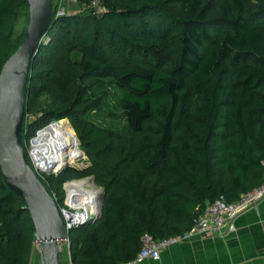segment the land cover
<instances>
[{
    "label": "trees",
    "instance_id": "obj_1",
    "mask_svg": "<svg viewBox=\"0 0 264 264\" xmlns=\"http://www.w3.org/2000/svg\"><path fill=\"white\" fill-rule=\"evenodd\" d=\"M214 1L56 6L31 66L23 138L71 118L91 166L39 176L60 208L54 177L92 175L104 189L100 216L69 231L71 264L131 260L144 233H185L209 203L264 181V0ZM23 12L29 21L27 0H0V72L27 31L16 38L2 27ZM105 85L120 91V114L96 128L90 117L103 110L90 89ZM34 245L25 202L0 171V264H31Z\"/></svg>",
    "mask_w": 264,
    "mask_h": 264
},
{
    "label": "water",
    "instance_id": "obj_2",
    "mask_svg": "<svg viewBox=\"0 0 264 264\" xmlns=\"http://www.w3.org/2000/svg\"><path fill=\"white\" fill-rule=\"evenodd\" d=\"M27 1L29 21L25 38L0 72V171L8 188L22 198L29 211L40 264H61L63 245L73 224L68 223L67 210L59 207L39 176V170H48L31 165L33 161L23 138L31 66L53 24L57 4L53 0ZM103 198L102 192L100 201ZM99 215L100 210L94 218Z\"/></svg>",
    "mask_w": 264,
    "mask_h": 264
},
{
    "label": "crops",
    "instance_id": "obj_3",
    "mask_svg": "<svg viewBox=\"0 0 264 264\" xmlns=\"http://www.w3.org/2000/svg\"><path fill=\"white\" fill-rule=\"evenodd\" d=\"M235 225L232 233L197 236L167 247L160 260L135 264H264V199L241 213Z\"/></svg>",
    "mask_w": 264,
    "mask_h": 264
},
{
    "label": "rangeland",
    "instance_id": "obj_4",
    "mask_svg": "<svg viewBox=\"0 0 264 264\" xmlns=\"http://www.w3.org/2000/svg\"><path fill=\"white\" fill-rule=\"evenodd\" d=\"M53 1H54V3L57 4V6H59L58 10H59L60 14L64 13L65 10H68V11L70 10L71 11V10L77 8L76 0H53ZM214 2H215V7L218 9V7L220 5V0H215ZM95 5L97 6V10L98 11H100L102 9L99 6V3H96ZM27 23H28V16H27V14L25 12H23L20 15L19 19L15 22V24L6 23L2 27V30L3 31L13 30L14 36L16 38H19V37L23 36V34H24V32H25V30L27 28ZM91 81H93V80H91ZM89 84H90V81L88 80L86 82V85H89ZM105 86H100V87H97V88H91L90 89L91 92L96 93L95 100H97L98 103H100L95 108L100 109V111L103 110L102 115L100 114V115L97 116L96 113H95L94 116L90 117V120L95 124L96 128L97 127H101L102 125H107L108 124L107 121H109V119H110L109 113L112 114V116L120 114V111L118 109V104H117V101H116L117 97L120 94V91L118 89H116L113 85H111L110 87H108V86L105 87ZM109 93H111V94H109ZM107 98L109 100L108 103H109L110 107L106 106L107 105L106 104V101H107L106 99ZM39 100L42 101V104L46 103L45 101L47 100V97L46 96H41ZM38 115H40V113ZM35 118H36L35 114L28 115L29 122L32 121V120H35ZM61 120L66 121V123H68L70 125V127L72 128L76 138L78 139V145L75 146V147H73V146L69 147L70 149H69V152H68V158H67L66 164L64 165L65 168L62 167L63 169L59 168V169H55V170H51V171L49 170L47 172H43V171L39 170V172L45 173L48 176H50V175L58 176V175H60V173L63 172V170H65L67 168L78 169L80 171L85 172L91 166V158H90L89 154L83 149V147L81 145L80 138L78 136V132L74 128V126L72 124V121H71V118L66 117L64 119H60V120H57V121H61ZM54 121H56V120H54ZM45 127L39 128L38 131L42 130ZM37 134L38 133H36L35 136H38ZM98 134L99 133L96 132V134L94 135V137H95L94 139H96L98 137ZM31 140L32 139H30V140L28 139L27 141H25L26 149H27V151L29 153L32 150V141ZM64 178H65L64 182L60 183V181H59L60 179L54 177L53 180L50 182V185L52 186L53 192L55 193L56 197H58L59 199H62L63 204L65 206L64 209L69 211V213H71V212L74 213V212L77 211V209H74L68 202L69 201V194H68V191L66 189L67 188L66 187L67 184H69V183H71L73 181L87 180L89 182V184H90L88 186L89 188H95V189H97L99 191L98 197H100L102 192L104 191L103 187H99L98 185H96V183L94 182V177L92 175H85V176H80L79 177V176L70 174V172H69L66 175V177H64ZM102 204H103V200L100 201V214H101V211H102ZM93 216L92 217H88L86 222L89 221V220H95L100 215L97 218L96 217L94 218ZM69 238H70V235H69ZM72 248H73V246H72ZM70 249L71 248H70L69 244L63 245V251L61 252V264H70V256H69ZM31 259H32L31 260L32 263L40 264V257H39V254H38V250H37L36 244L34 245V249H33V253H32Z\"/></svg>",
    "mask_w": 264,
    "mask_h": 264
},
{
    "label": "built area",
    "instance_id": "obj_5",
    "mask_svg": "<svg viewBox=\"0 0 264 264\" xmlns=\"http://www.w3.org/2000/svg\"><path fill=\"white\" fill-rule=\"evenodd\" d=\"M262 199H264V181L253 189L242 193L233 202L218 199L209 203L203 214L194 220L192 228L185 233L163 238H155L150 233H144L141 238V248L136 257L121 264H135L147 259L157 261L160 260L162 251L173 244L189 241L201 235H225L232 233L236 231V218L241 213L257 205ZM69 222L73 226L80 224L74 222L73 219H68ZM66 244H69L71 248L69 233ZM70 254L71 250L69 251V256Z\"/></svg>",
    "mask_w": 264,
    "mask_h": 264
},
{
    "label": "bare ground",
    "instance_id": "obj_6",
    "mask_svg": "<svg viewBox=\"0 0 264 264\" xmlns=\"http://www.w3.org/2000/svg\"><path fill=\"white\" fill-rule=\"evenodd\" d=\"M32 141L30 156L38 169L55 170L64 167L68 158L69 147L77 146L72 128L66 121H54L40 130ZM87 180L73 181L66 185L69 194V204L77 209L74 213H66L74 222L87 219L99 213V191L89 188ZM94 217V216H93Z\"/></svg>",
    "mask_w": 264,
    "mask_h": 264
}]
</instances>
